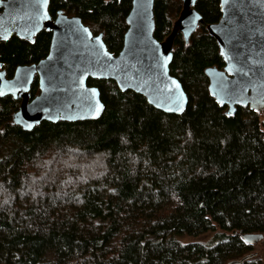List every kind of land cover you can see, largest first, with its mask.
<instances>
[{
	"label": "trees",
	"instance_id": "16d2710c",
	"mask_svg": "<svg viewBox=\"0 0 264 264\" xmlns=\"http://www.w3.org/2000/svg\"><path fill=\"white\" fill-rule=\"evenodd\" d=\"M132 1L51 0L49 9L81 17L118 54ZM196 9L205 23L189 43L176 37L170 67L189 97L180 115L89 79L106 105L99 119L27 131L12 122L20 100L0 98V264H264L243 238L261 233L264 244V111L228 116L211 96L205 70L225 61L206 26L219 21L220 0ZM181 10V0H155L159 41ZM51 39L43 30L34 42L0 41L7 76L45 58Z\"/></svg>",
	"mask_w": 264,
	"mask_h": 264
},
{
	"label": "water",
	"instance_id": "95a60500",
	"mask_svg": "<svg viewBox=\"0 0 264 264\" xmlns=\"http://www.w3.org/2000/svg\"><path fill=\"white\" fill-rule=\"evenodd\" d=\"M181 2L182 10L171 33L159 41L154 35L155 0H133L123 47L114 54L104 41V32L94 34L81 17L59 10L53 18L49 9L51 0L46 4L44 0H0V41L16 35L34 42L41 31L52 32L49 52L37 63L19 65L13 76L8 77L0 62V98L11 95L20 100L13 113V124L32 131L43 121L99 119L106 105L99 87L89 85V79L114 80L120 90L141 94L156 109L182 114L189 97L181 81L171 73L174 44L180 33L189 43L205 20L196 9L197 0ZM220 9L219 21L206 26L225 61L223 68L210 66L205 70L210 94L226 108L228 116L234 115L239 107L261 113L264 0H220ZM36 76L40 92L32 97L31 86ZM173 81L180 85L179 90ZM177 107L182 111H175ZM243 238L255 244L263 239V234L246 233ZM243 259L228 264H240Z\"/></svg>",
	"mask_w": 264,
	"mask_h": 264
},
{
	"label": "rangeland",
	"instance_id": "374dc122",
	"mask_svg": "<svg viewBox=\"0 0 264 264\" xmlns=\"http://www.w3.org/2000/svg\"><path fill=\"white\" fill-rule=\"evenodd\" d=\"M213 236H214V233H207V234H204V235L199 236V237L186 236V237L182 238V241H184V242H192V241H197V240L208 241ZM252 254H255L260 259L264 260V244L262 241L255 243Z\"/></svg>",
	"mask_w": 264,
	"mask_h": 264
},
{
	"label": "snow or ice",
	"instance_id": "6c2138e0",
	"mask_svg": "<svg viewBox=\"0 0 264 264\" xmlns=\"http://www.w3.org/2000/svg\"><path fill=\"white\" fill-rule=\"evenodd\" d=\"M44 3L46 4V3H47V0H44ZM85 31H87V30H85ZM96 39L98 40L99 37H97ZM173 84H175L176 89L179 90L180 85H179L178 83H176L175 81H173ZM222 87H223V86H222ZM92 91L95 92V89H93ZM0 94H2V93H0ZM221 103H223V101H221ZM99 107H102V105H100ZM169 110H172V109H169ZM175 111H182V108L177 107V108L175 109ZM28 127H31V125H28Z\"/></svg>",
	"mask_w": 264,
	"mask_h": 264
}]
</instances>
